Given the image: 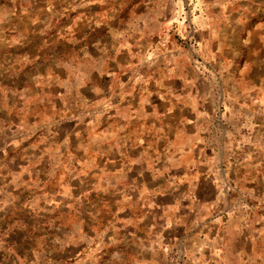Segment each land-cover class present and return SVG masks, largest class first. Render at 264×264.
<instances>
[{"label": "rangeland", "instance_id": "obj_1", "mask_svg": "<svg viewBox=\"0 0 264 264\" xmlns=\"http://www.w3.org/2000/svg\"><path fill=\"white\" fill-rule=\"evenodd\" d=\"M0 193V264H264V0H0Z\"/></svg>", "mask_w": 264, "mask_h": 264}, {"label": "crops", "instance_id": "obj_2", "mask_svg": "<svg viewBox=\"0 0 264 264\" xmlns=\"http://www.w3.org/2000/svg\"><path fill=\"white\" fill-rule=\"evenodd\" d=\"M260 175H261V174H259V173L257 174V176H260ZM0 194H1V193H0ZM0 257H1V254H0Z\"/></svg>", "mask_w": 264, "mask_h": 264}]
</instances>
